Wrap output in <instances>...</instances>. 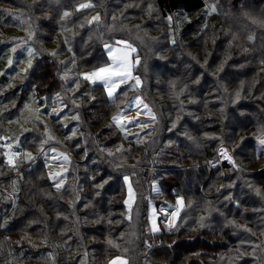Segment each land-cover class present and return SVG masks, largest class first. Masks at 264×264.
<instances>
[{
  "label": "trees",
  "instance_id": "16d2710c",
  "mask_svg": "<svg viewBox=\"0 0 264 264\" xmlns=\"http://www.w3.org/2000/svg\"><path fill=\"white\" fill-rule=\"evenodd\" d=\"M15 1L17 0H0V10H3L2 4L12 5ZM63 1L66 4L61 3L55 8L51 7L54 3L50 2L48 8L58 14L63 9L69 10L70 14L77 13L74 18L69 14L70 20L68 19L70 23H74V30H79L74 41L76 66L82 71L101 64L105 59L104 45L113 39L88 41L85 35L92 30V26L83 19L87 9L77 11L76 6L82 0ZM125 1L130 2V10L137 11L139 16L148 15L150 22L144 20V24L151 31L160 34L158 53L153 59L151 55L154 53L148 44L140 45L136 40H130V43L137 47L136 55L142 57L136 68L137 72L143 67L151 68L147 73L150 74L147 80L157 87L162 100L145 95V99L155 107L157 115L152 128L136 133L139 134V140L137 135L126 140L124 133L116 131L119 137L112 136L102 146V150L104 154L112 153L110 156H113L139 147L143 150L148 147L144 155L150 154L151 157L166 147L164 156L176 160L177 165L174 166L177 171L184 168L186 163L191 166L186 168L187 171L181 169L190 178L189 181L179 182L178 175H175L176 178H172L173 185L170 181L166 183L169 186L166 195H169L170 200L175 194L173 192L170 196L172 187L181 188L180 191L186 197L191 196L181 213L182 220L177 222L178 230L170 232L161 228L155 233L150 231L147 201L149 191L143 183H137V175L142 178L139 173H132L136 203L135 210H132L133 216L129 219L124 204V171L113 168L109 171L107 168L106 172L102 170L101 174L92 177L88 175V170L94 167L87 163V158L79 159L75 163H79L80 170L75 176L81 178L84 191L93 184L96 186L102 178L109 176V181L97 195L94 194L93 198L85 202L78 201L69 186H65L62 192L66 198L69 197L66 200L60 196L61 191L57 192L46 175L44 165L37 159L25 168L23 177L25 174L29 180L22 177L23 181L18 184V190H14L10 201H5L0 194V264H13L20 261L18 258L34 259L35 253H40L37 247L32 248L29 243L18 241L23 233L45 238L46 241L40 239L45 242L47 250L51 245L54 246L50 249L52 252L59 251L57 245L91 250L90 253L98 256L95 264H107L114 255H124L128 264H210L211 260L223 253L225 256L221 257L222 260L227 258L241 236L252 238L256 228L264 226V221L260 219L264 214L261 195L248 189L243 182L241 187L231 193L230 190L234 187L227 184L237 180L238 175L244 172L241 160L246 159L245 164L257 163L256 140L264 134V27L253 23V20L264 21V0H213L217 11L206 16L204 13L199 14L204 9V0ZM43 3L39 1L36 5L40 8ZM28 8L29 10H23L36 16V7ZM176 12H183L190 18L171 36L168 16ZM136 18L138 17L134 20ZM44 22L46 20L42 23ZM174 22L175 18L173 29L176 26ZM44 25L47 27H42L47 29L45 34L48 35V27L52 28L53 25ZM122 35L117 33L111 35V38L115 40L127 36ZM123 38L129 40L128 37ZM162 54L165 56L159 57ZM36 60L29 77L35 88L34 92L41 97L59 91L61 80L57 74L58 66L51 56L43 54ZM152 72H157L162 79H152ZM30 83L28 82L29 85ZM142 84L140 90L147 87L148 81L143 79ZM95 89L102 91L101 98L93 93V97L87 99L81 107L80 117L85 132L95 131L112 115V111L108 109L114 108L121 91H118L114 100H109L102 86H95ZM26 97L25 94L18 106ZM173 122L177 123L175 127ZM34 133L26 136L30 137L33 145H37L38 135ZM221 149L227 150L235 167L221 154ZM233 149L234 152H231ZM82 150L84 147L80 146L77 152H83ZM145 158L148 157L142 156L139 160L140 166L147 162ZM228 168H233L234 171L230 172ZM2 170L4 171V167ZM250 172L253 179L256 178L261 183L260 188L264 191V166L255 167ZM4 180L9 181L11 177L7 178L0 172V184ZM139 187H142V193ZM107 194H113V197H107ZM228 194L234 196L228 198ZM58 209L63 214L59 219ZM228 212L235 214L229 218ZM185 215L191 216L188 222L190 227L186 223L182 224L185 222ZM201 217H204L203 226ZM238 218L243 221L242 225L247 224L252 231H247L242 225L241 228L236 227L239 226ZM125 227L129 232L127 235L122 233ZM235 227L239 231L233 230ZM233 234L235 240L231 239ZM100 236L124 240V252H105L108 241ZM244 247L248 250L243 251L245 256L240 260L242 264L251 261L254 264H264V247L254 253L249 252L253 247L252 242ZM22 249L24 252L32 249L33 253L20 252Z\"/></svg>",
  "mask_w": 264,
  "mask_h": 264
},
{
  "label": "rangeland",
  "instance_id": "374dc122",
  "mask_svg": "<svg viewBox=\"0 0 264 264\" xmlns=\"http://www.w3.org/2000/svg\"><path fill=\"white\" fill-rule=\"evenodd\" d=\"M39 1L44 2L40 8L36 5V2ZM50 2L54 3V6H51L52 8L59 6L61 3L66 4L63 0H17L12 3V5L2 4L3 10H0V172L7 178L11 177V180H4L2 182L3 184H0V191L2 192L0 194L2 195V198L5 199V201L11 200L14 190H18V184L22 183L23 178H25V180H29L28 177H25V174L23 177L25 168L35 163L38 159V162H42L44 165L46 175H48L47 177L50 178V174L58 172L64 173L61 177L63 180V185L60 190L61 192L65 186H69L70 191H73L74 197H76L78 201H89L90 198L94 197V194H98L99 190L108 183L109 176H107L106 179H100V182H98L96 186L93 184L92 186L87 187L84 191V185L81 182V178L79 176H75L80 170V167L78 166L79 163H75V161L87 158V163L94 167L90 170L87 169L88 175L95 177V175L97 176V174H101L102 170L106 172L107 168L109 171L112 170L111 168L118 169L122 172L124 171L126 174L123 175V178L124 176L129 177L134 192L136 189L133 186L132 178H134V176L132 173H139L142 178L137 175V183H143L146 190L148 187V191L151 194H147L149 198L147 201L150 229L152 227V220L150 217L153 214V209H155L156 225L160 229L163 228L165 231H168L166 221H169L170 217H166L165 212L170 213L173 210L172 206L176 204L177 197H183L184 205H186L187 200L188 202L191 200V196L186 197V195L180 191L181 188L178 189L176 187H172L170 196H172L171 193L173 192H175V194L170 200L168 198L169 195H166L167 187H169L166 183L167 181H170L169 183L172 184V178H176L175 175H178L177 179H179V182L184 180L189 181L190 178H187L186 174L183 173L181 169H185L187 171L186 168L191 166L186 163L184 164L186 165L184 168L182 167L179 171H177V168L174 166V164H176V160L170 158L168 159L164 156V153L167 152L166 147L155 152L151 155V157H149L150 154L144 155L149 149L148 147L144 150L139 147L138 149L121 152L113 156L104 154L102 150V146L109 142L112 139V136L119 137L116 131L122 132L116 124L113 123L112 118L116 115L121 116V123L131 120L147 125V128L142 129L138 127L136 123L126 124L125 131L122 132L125 134L126 140L136 137V133L140 130L145 132L149 130V128H152L155 120L151 118L147 109L143 108V105H140L138 108L134 103L136 98L141 99L144 104L148 105V108L151 109V112L156 119L157 114L155 112V107L145 99V95L148 94L155 100H162L161 96L157 93V87L151 85L149 80H147L150 75L147 73L151 70V68L143 67L142 70L137 72L136 67L132 74L134 76L141 77V84L138 88H130L128 84H121L116 91L117 94L118 91L121 90L119 91L120 93L118 94L114 108L111 107L108 109V111H112V115L104 120L101 125L95 129V131L87 130L85 132L83 129L82 118L80 117L81 107L85 105L83 103L87 99L93 97V93H96L97 97L101 98L102 91H96L95 86L87 81H84L82 74L91 72L94 68L102 67L106 62H109L107 51L104 47L105 59L101 64L88 70L80 71L79 67L76 66V52L74 51V41L76 40V36L79 34V30L75 31L74 23L69 22V18H74L77 13L75 12L74 14H70L69 10L63 9L60 14H58V12L48 8L50 6ZM204 2V9H202L199 14H205L206 11L211 12V5L216 6V2L213 0H204ZM17 3H19V5H16ZM82 3H91L93 5L92 8L87 9V13L83 17L85 22L92 26V30L85 35L88 41L113 39L111 42L106 44H114L116 40H126L129 43L130 40H136L140 45L148 44L150 46L151 51L154 53L151 55L152 59L156 56L158 53L157 43L161 40L160 34L159 32L151 31L146 27V24H144V20L150 22L148 15L139 16L137 11L130 10V2L125 0H82L77 3V8H79V5ZM19 6H22L23 8ZM32 6H35L37 9L36 16L34 17L23 10L24 8L29 10L28 7ZM65 12H68L70 17L69 15L65 17ZM97 15H99L100 21H92V17ZM81 17L76 18L80 20ZM135 17L138 18L134 20ZM168 17H172L171 21L168 19L170 34L174 31L178 32L190 18L187 14H183V12H176ZM174 18V25L176 23L175 29L172 27ZM45 20L46 22H44V24L50 23L53 25L52 28L48 27V35L45 34L47 33V29L42 27H47L42 23ZM89 21L92 22L89 23ZM29 33L33 34L32 39H29ZM117 33L127 35L122 36L128 37L129 40L124 39L123 37L115 40L114 38H111V35L114 36ZM13 48H16L15 52L13 51ZM22 48L24 50H22ZM27 48H31L34 52L31 60V69H28L29 58L26 50ZM53 52H56L57 55L52 56L51 53ZM137 52L133 55L138 54ZM43 54L50 55L53 62H55L58 66L57 74L61 80V89L55 93L53 92L52 94L39 97L38 94L34 92L35 88L30 83L29 77L31 76V71L34 67L33 65H35L37 61L36 59L39 56L41 57ZM136 56L140 57L139 60L141 61L142 57L139 55ZM164 56L165 55L162 54L159 57ZM9 59L13 61L11 66L8 63ZM25 69L28 70L25 71ZM152 73L154 75V78L152 79H162L159 77L157 72ZM143 79L148 81V85L144 90H140L142 89L141 85H143ZM28 82L31 85H29ZM131 83L134 82L130 81L129 84ZM77 84H79L78 88ZM25 85L26 87H24ZM23 87L24 89L20 92V89ZM25 94L27 97L24 99L23 103L18 106V102L22 101ZM57 97H59V99H57ZM53 110L59 113V115H52ZM73 116H79V120L73 119ZM173 124L176 125L177 123L173 122ZM29 133L38 135V139H36L38 143L37 145H33L31 143L32 140H29L30 137L26 136L29 135ZM128 133H134L135 136H130ZM48 135H51L54 139L50 140L47 144H43L42 141L48 139ZM80 146L84 147V150H82L83 152H77ZM52 149L56 150L55 153L52 152ZM259 149L260 146L258 140H256L255 153L257 163L245 164L246 159L241 160V166L244 167V172L238 175L237 180L234 179L227 183L234 187L230 190L231 193H233L236 188L241 187V182H243L251 191L257 193L256 190H259V194L264 200V191L260 188L261 183L258 182L256 178L253 179L250 175L252 174L250 171H253V168L264 166V155L260 154ZM231 152H234V149ZM12 153H16L18 155L11 156ZM28 153H31L34 159H28ZM60 153L67 155L70 162L63 163L62 158L59 157ZM54 156L57 158H53ZM142 156H146L148 158H145L147 161L145 162V165H142L141 163L140 166L139 160ZM10 157L12 158L14 166L10 165L8 162ZM3 167L4 171L2 170ZM136 167L138 171L136 170ZM146 168L149 169L148 175H145L144 173ZM248 169L250 173L248 172ZM228 170L230 172L234 171L233 168H228ZM49 180L53 185L55 184V181L51 178ZM105 180L107 183H105ZM153 186L159 188V194L153 191ZM125 187L126 193L124 201L128 199L127 184H125ZM139 189L140 193H142V187H139ZM228 195V198H231V195L233 194ZM60 196L63 199H69V197H65V193L63 192ZM108 196L109 195L107 194V197ZM110 196L112 198L113 194H110ZM135 203L136 202L132 204V210L134 209ZM40 204L41 201L39 202V205ZM125 208L126 216L128 217L129 211L126 205ZM161 209L164 211H161ZM132 210L130 213L131 218L135 209L133 211ZM61 212L62 211L59 209L57 210L58 219L63 217ZM228 214H230L229 218H232L235 213L228 212ZM189 218H191V216L185 215L183 217L185 222H182V224L186 223V225H188ZM260 219L264 221V214L260 216ZM86 222H88V220H86ZM237 223L239 224V228H241L243 221L238 218ZM188 226L190 227V225ZM242 226L247 231H252L247 224ZM236 227L233 228V230H235ZM239 228L236 230L239 231ZM122 233H126V235L129 233L126 227L123 229ZM100 237L105 241L112 240L116 245L113 247L108 244V248L105 249V252L107 250H117L118 253L124 252V246L122 245L124 240H121L118 237ZM40 238L46 241L45 238L38 235H30L27 233L21 234L18 237V241L20 243L26 242L25 244L29 243L32 248L37 247L40 253H35L36 256L34 259H32L31 256V258L25 259L18 258L20 261H15L13 264H95L96 259H98L96 254V256H94V254L90 253L92 252L91 250H79L77 247L73 246L57 245V249H59V251L52 252L50 249L54 246L51 245L49 250H47V248H45L47 246H44L45 242ZM91 239L93 240V237H91ZM231 239H236L235 234H233ZM250 242L253 244V247L249 251L250 253H254L257 250V252L263 250V225L256 228L254 237L251 238L248 236H241V238L237 239L234 243L233 252H231L227 258L222 260L225 256L223 253L222 255L217 256L214 260H211L210 264H242L240 260L243 256H245L243 251L248 250L244 247V245H248ZM20 252H24V250L22 249ZM24 253H33V250L31 249L29 252ZM98 254L100 255L101 253L98 252ZM116 257H120L128 261L124 255H114L108 260L107 264H109V261L114 260ZM245 264H254V261H251L250 263L246 262Z\"/></svg>",
  "mask_w": 264,
  "mask_h": 264
},
{
  "label": "snow or ice",
  "instance_id": "6c2138e0",
  "mask_svg": "<svg viewBox=\"0 0 264 264\" xmlns=\"http://www.w3.org/2000/svg\"><path fill=\"white\" fill-rule=\"evenodd\" d=\"M93 5L91 3H82L79 5V8L77 11L80 9H89L92 8ZM152 9L150 8L149 11ZM217 11V8L215 5H211V12L206 11L205 15H209L211 13H214ZM69 15L68 12L64 13V16L67 17ZM168 19L171 21L172 17H168ZM92 21L99 22L100 17L99 15L92 17ZM92 21H89L91 23ZM253 23H258L259 26L264 27V21H256L253 20ZM32 33H29V39H32ZM252 37L250 36L249 39ZM173 43L175 41L173 40ZM106 51H107V57L108 61L106 62L104 66L102 67H96L94 68L91 72L83 73L82 78L84 81L89 82L93 86H102L104 92H106L107 97L109 100H114L116 96V91L119 88L121 84H128L130 88H138V86L141 84L140 77L134 76L132 73L134 69L140 64L139 57L136 55H133L134 53L137 52V49L133 47L131 43H129L126 40H116L114 44H105L104 45ZM22 50H24L22 48ZM27 53H28V69L32 68V57L34 55V52L31 48H27ZM13 51H16V48H13ZM52 56H56L57 53L53 52L51 53ZM9 65L11 66L13 61L9 59L8 61ZM64 63V62H61ZM264 63V62H262ZM222 67V66H221ZM28 69H25L27 71ZM66 75V74H65ZM63 78V77H62ZM130 81H133L134 83L129 84ZM79 87V84H77V88ZM237 96H239V93H237ZM59 99V97H57ZM134 103L137 105L139 108L140 105H143L144 109H147L148 114L151 116L153 120H155V116L152 114L151 109L148 108V105L144 104L143 101L139 98H136ZM52 115H59V113L55 112L53 110ZM73 119L79 120V116H73ZM113 123L116 124V126L123 132L125 131V125L126 124H131V123H136L138 127L140 128H147L146 124H141L135 121H126L125 123H121V116L116 115L113 118ZM173 127H175V124H173ZM137 138L139 140V134H136ZM54 139L51 135H48V139H45L42 141L43 144H47L50 140ZM258 143L260 146L259 152L261 155H264V135L261 137H258ZM10 147V145H9ZM119 150V149H118ZM42 151V150H41ZM55 149H52V152L55 153ZM221 154L229 160L233 166L235 167V162L232 161V157L228 155L227 150L221 149ZM18 154L12 153L11 156H16ZM109 155H112V153H109ZM59 157L62 158L63 163H69V158L67 155L60 153ZM28 159H34L32 157L31 153L27 154ZM53 158H57L54 156ZM9 164L13 165L12 158H9ZM14 166V165H13ZM64 175L63 172H58L55 174H50V178L55 181V188L57 192L61 190V187L63 185V180L61 177ZM124 183L127 184L128 186V199L124 201V204L127 206L128 211H129V216L128 218L131 219V210H132V204L135 202V192L132 188V184L130 183L129 177L124 176ZM107 183V181H105ZM153 191L159 194V188L156 186H153ZM257 194H259V190H256ZM173 207V210L170 213L165 212L166 217H170L169 221H166V227L168 231H175L178 230V224L177 221H181V212L184 210V198L183 197H177L176 204ZM161 211H164L161 209ZM152 220V227L150 231L152 233L160 231V228L156 225L155 223V209H153V214L150 217ZM201 226H203V221L204 217H201ZM239 227V226H237ZM109 245H112L115 247L116 245L112 240L108 241ZM109 264H128V261L126 259H122L120 257H116L114 260L109 261Z\"/></svg>",
  "mask_w": 264,
  "mask_h": 264
},
{
  "label": "built area",
  "instance_id": "2783aa9c",
  "mask_svg": "<svg viewBox=\"0 0 264 264\" xmlns=\"http://www.w3.org/2000/svg\"><path fill=\"white\" fill-rule=\"evenodd\" d=\"M148 172H149V169H148V168H146V169H145V172H144V173H145V175H148V174H149Z\"/></svg>",
  "mask_w": 264,
  "mask_h": 264
}]
</instances>
